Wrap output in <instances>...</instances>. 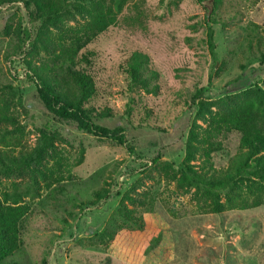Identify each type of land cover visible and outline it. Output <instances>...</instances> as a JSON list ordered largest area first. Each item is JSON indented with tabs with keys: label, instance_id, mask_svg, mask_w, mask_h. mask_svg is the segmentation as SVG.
Here are the masks:
<instances>
[{
	"label": "rangeland",
	"instance_id": "obj_1",
	"mask_svg": "<svg viewBox=\"0 0 264 264\" xmlns=\"http://www.w3.org/2000/svg\"><path fill=\"white\" fill-rule=\"evenodd\" d=\"M145 4L150 12L145 29L111 27L92 44L96 55L89 68L100 88L99 101L117 111L114 117L98 122L109 128L124 126L127 142L143 160H135L124 146L82 132L73 122L59 120L44 109L34 84L25 78L24 64L5 58L10 46L4 24L12 12L14 23L22 20L28 24L25 11L0 8V84L12 83L21 100L23 108L17 104L15 111L27 143L34 147L38 129L45 127L62 137L55 146L65 156L63 180L50 189L42 186L33 198L24 197L30 210L21 230L22 246L5 264H42V258L48 264H264V204L218 214L199 207L191 197L193 189L178 194L174 183L165 181L163 175L131 171L155 156L175 170L182 167L186 136L195 114L192 96L196 83L204 87L203 96L214 100L263 77L264 71L254 70L258 57L248 50L251 45L257 54L258 47L264 51V0H221L219 14L210 22H205L196 0H146ZM73 16L75 20L70 16L63 20L69 24L82 21L74 11ZM209 28L221 66L217 74L206 43ZM133 50L146 53L159 72V94L142 92L138 97L128 89L119 62ZM34 58L37 62L48 59L43 52ZM132 96L139 98V108L146 104L153 109L150 122L162 129L145 125L143 109L135 110L131 117L124 113ZM218 139L221 145L212 153L211 162L222 170L238 150L239 134L233 131ZM81 148L83 161L73 165ZM111 171L115 173L111 197L82 209L80 199L92 200L93 190L105 179L111 181ZM27 180L25 173L2 179L0 188L12 190V181L24 186ZM126 196L144 202L133 203ZM122 202L139 216L142 231L122 223L117 214ZM155 234L162 238L158 243ZM152 244L158 250L153 259ZM167 245L171 248L168 258L162 250Z\"/></svg>",
	"mask_w": 264,
	"mask_h": 264
},
{
	"label": "trees",
	"instance_id": "obj_2",
	"mask_svg": "<svg viewBox=\"0 0 264 264\" xmlns=\"http://www.w3.org/2000/svg\"><path fill=\"white\" fill-rule=\"evenodd\" d=\"M196 1L204 11L205 22H210L211 18L219 14L221 0ZM145 2L0 0V8H22L25 11L28 24L22 20L14 23L11 16L14 12L4 24L3 33L9 37L10 46L5 58L10 63L17 59L24 64L25 78L34 84L44 109L59 120L73 122L82 132L124 146L135 160L143 158L127 142L124 126L109 128L98 122L114 117L117 111L105 101H99L100 88L89 68L96 55L92 44L111 27L145 29L150 16ZM73 11L82 21L66 23L63 20L65 17L76 19ZM255 27L259 26L254 24ZM206 43L214 59L213 72L217 74L221 66L211 28L207 31ZM248 51L259 60L254 70L264 71V51L258 47L257 54L251 45ZM41 52L48 59L35 61L34 57ZM119 67L127 75L128 89L137 93L138 97L142 92L159 94L160 75L146 53L140 50L128 52L119 62ZM196 86L197 83L194 86L196 92L192 96L195 100V114L186 136L182 167L175 170L171 164L163 163L155 156L131 171H140L147 176L152 175L153 171L159 176L163 175L165 181L174 183L178 194L193 189V201L203 210L209 209L218 214L264 204V75L238 92L214 100L203 96L204 87ZM137 96H132L125 104L124 113L131 117L135 110L143 109L142 121L145 125L162 129L151 124L153 109L146 104L139 108L137 104L140 100ZM17 104L23 108L12 83L0 84V182L6 178H17L23 173L28 177L24 186L12 181V190L0 188V264H5V260L22 246L21 230L30 210L24 197L33 198L39 195L42 186L50 189L55 183L61 182L65 169V156L55 146L62 137L55 131L41 127L38 129L40 135L36 144L31 147L15 111ZM233 131L239 134L238 150L226 168L217 170L211 162V155L220 148L219 136ZM83 157L84 149L81 148L73 165L81 163ZM50 159H53L52 162ZM112 173L109 176L111 181L105 179L100 188L93 190L92 200L80 199L79 206L82 209L100 204L111 197L115 175L114 171ZM126 198L133 203L144 202L143 198ZM117 214L122 223L136 225L142 231L141 219L123 202ZM68 215L74 216V213L69 212ZM113 228L112 236L116 232V227ZM160 237L155 234L156 243L162 240ZM155 246L151 245L154 247L152 259L158 254ZM162 250L168 258L170 246H163ZM41 262L48 264L46 258H42Z\"/></svg>",
	"mask_w": 264,
	"mask_h": 264
}]
</instances>
